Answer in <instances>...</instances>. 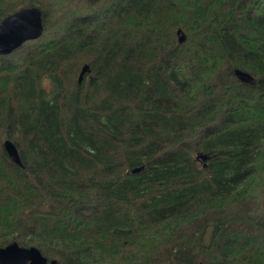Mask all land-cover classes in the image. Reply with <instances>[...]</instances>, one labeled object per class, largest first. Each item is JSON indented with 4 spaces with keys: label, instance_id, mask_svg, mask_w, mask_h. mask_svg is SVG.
<instances>
[{
    "label": "trees",
    "instance_id": "16d2710c",
    "mask_svg": "<svg viewBox=\"0 0 264 264\" xmlns=\"http://www.w3.org/2000/svg\"><path fill=\"white\" fill-rule=\"evenodd\" d=\"M28 6L41 35L0 55V246L264 264V0H0V19Z\"/></svg>",
    "mask_w": 264,
    "mask_h": 264
},
{
    "label": "water",
    "instance_id": "95a60500",
    "mask_svg": "<svg viewBox=\"0 0 264 264\" xmlns=\"http://www.w3.org/2000/svg\"><path fill=\"white\" fill-rule=\"evenodd\" d=\"M42 30L41 12L36 6L21 7L3 16L0 19V55L9 54L25 41L37 39ZM177 37L179 41L183 40L180 30H177ZM85 70H87V65L83 64L78 74V80ZM234 75L243 83H253V78L245 71L235 69ZM1 145L9 160L21 165L14 143L5 138ZM195 159L204 166L206 155L197 153ZM136 170L138 168L131 171ZM0 264H57V261L55 259L47 260L35 246H23L15 240H9L4 246H0Z\"/></svg>",
    "mask_w": 264,
    "mask_h": 264
},
{
    "label": "rangeland",
    "instance_id": "374dc122",
    "mask_svg": "<svg viewBox=\"0 0 264 264\" xmlns=\"http://www.w3.org/2000/svg\"><path fill=\"white\" fill-rule=\"evenodd\" d=\"M99 18H102V15H100L98 18H96V21L98 22ZM264 118V116H262Z\"/></svg>",
    "mask_w": 264,
    "mask_h": 264
}]
</instances>
